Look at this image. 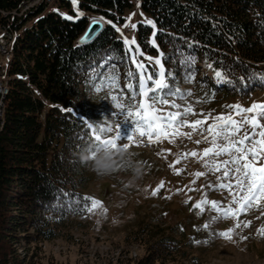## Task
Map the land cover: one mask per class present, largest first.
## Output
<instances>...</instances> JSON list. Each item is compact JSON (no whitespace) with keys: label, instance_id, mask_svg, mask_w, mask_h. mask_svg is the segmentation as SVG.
<instances>
[{"label":"trees","instance_id":"obj_1","mask_svg":"<svg viewBox=\"0 0 264 264\" xmlns=\"http://www.w3.org/2000/svg\"><path fill=\"white\" fill-rule=\"evenodd\" d=\"M24 1L0 0V26L18 29L0 130V264H40L39 244L69 236L70 220L85 218L84 198L91 196L81 189L88 179L81 156L90 154L91 131L84 118L92 123L113 119L105 114L114 107L113 95L132 103L127 74L135 65L116 38V28L106 23L91 42L75 44L91 18L117 27L124 24V11L138 4L154 21L155 44L150 41L152 26L139 21L137 46L160 54L165 71L172 74L168 82L185 93L177 104L264 94V0H78L87 13L79 19H66L40 5L10 22ZM56 2L72 12L69 0ZM148 67L155 71L152 64ZM113 68L118 86L105 82L101 88ZM90 90L92 100L86 97ZM180 228L166 232L146 223L131 229L125 239L144 241L148 249L134 264L198 263L187 252L192 239Z\"/></svg>","mask_w":264,"mask_h":264},{"label":"rangeland","instance_id":"obj_2","mask_svg":"<svg viewBox=\"0 0 264 264\" xmlns=\"http://www.w3.org/2000/svg\"><path fill=\"white\" fill-rule=\"evenodd\" d=\"M69 2L72 12L58 7L56 1L53 4L50 3L46 11H57L64 17L71 16L73 19H76L77 9L83 15L87 14L79 9L78 4L74 6L72 0ZM123 15L124 25L126 23L136 25L139 21L144 23L147 20L153 21L135 3L132 8L126 9ZM152 28L151 43H153L155 31V27L152 26ZM136 46L137 42L133 47ZM141 52L143 55L137 57L138 61L147 67L148 64H152L155 71H158L160 66L154 61L157 58L161 60L160 54L151 55ZM146 57L153 59L150 62ZM205 67L206 65L202 66V68ZM148 70L150 71L149 67ZM167 99L172 100V98ZM120 100L124 102L122 98ZM139 100L138 96V102ZM253 102L264 103V94L256 92L248 98L226 97L218 103L210 104L190 100L187 105H191L196 114L189 115L186 119L194 121L203 119V116L209 114L211 116L227 115L232 112L228 105L239 104L247 108ZM182 104L183 102H180V105ZM158 107L165 111L169 110L167 105H158ZM114 110L113 107L112 111ZM106 119L110 118L106 117ZM100 121L90 123L100 125L102 124ZM109 121L112 123L113 133L107 134L108 136L114 135L117 123L114 118ZM208 123H211V120ZM261 123L264 124V119ZM121 130L126 134L127 130L123 125ZM182 131L191 132L192 130L185 127ZM197 139H200L197 134H193L192 139L177 137L174 143L163 139L152 143L130 144L127 139H121L117 147H123L125 144H129V147L127 149L123 147L124 153L112 154V167L106 170L107 175H97L92 170L94 160L91 153L88 154L84 170V175L88 179L81 189L100 204L94 210L87 211L85 218L70 220L69 236L41 242L39 244L40 264H134L147 253L148 249L144 241L129 242L125 239V235L131 229L146 223L160 225L166 232H170L171 227H175L174 230L179 232L182 227L185 229V234L192 239L191 244L187 245L189 250L187 252L189 257L197 256L198 263L174 260L166 264H264V235L258 231L264 228V202H261L260 209L252 207L239 217L216 220L212 219L217 215L216 212L212 211L208 205H205L202 214H199V209H193V205L203 198L208 201H219L225 206L231 200L228 190H214L208 187L210 184L227 182L217 180V176H222V171L195 177L196 172L205 171L201 160L186 156L179 163H174L181 154L192 151L199 153L209 147L207 142L196 144ZM218 159L225 160L228 156H221ZM255 163L257 167L264 165V158ZM177 169L182 171L177 174ZM137 172L140 173L139 176ZM161 181H163V187L156 195H153V190ZM185 201L188 202L185 203ZM248 222H250L249 226L244 227V223ZM78 223L82 226H78ZM206 223L209 225L208 228L203 227ZM237 223L240 224L239 227H235ZM230 228L234 229L231 239L218 235L219 232ZM18 252L22 256L25 255L23 249H18Z\"/></svg>","mask_w":264,"mask_h":264},{"label":"snow or ice","instance_id":"obj_3","mask_svg":"<svg viewBox=\"0 0 264 264\" xmlns=\"http://www.w3.org/2000/svg\"><path fill=\"white\" fill-rule=\"evenodd\" d=\"M72 3L75 6L78 4V0H72ZM81 16H83V13H80L77 9L76 19ZM65 18L73 19L71 16H65ZM128 19L130 20V17ZM105 22L115 27L117 32H122L121 28L112 24V21ZM145 23L155 27L151 20H147ZM128 26L127 23L124 25V27ZM97 27L95 24L90 26L85 38H90ZM131 27L135 29L136 25L132 24ZM154 36L155 33H153ZM123 42L126 46V53L129 54V62L135 65V69L129 70L127 74L132 81L127 85V91L131 93L132 103L126 105L120 102V95L111 97L115 110L110 111V115L117 121L114 135H107L113 133L112 123L108 119H105L100 125H93L84 118V122L91 131V136L88 138L90 143L89 153L94 157L95 151L101 148L115 150L118 141L121 139H127L130 144L152 143L163 139H168L170 143H174L177 137L192 139L193 134H197L200 139H197L195 143L207 142L209 147L204 148L199 153L192 151L181 154L174 163H179L186 156L201 160L205 171L196 172L195 177L222 171V176H217V180L227 182L210 184L208 187L214 190H228L231 200L225 206L219 201H208L203 198L193 205V209H199V214H202L205 205H208L212 211L216 212L217 215L212 218L216 220L239 217L248 209L259 207L261 202H264V165L257 167L255 162L264 158V124L261 123V120L264 119V103L253 102L247 108L239 104L228 105L227 107L231 108L232 112L227 115L211 116L209 114L203 116V119L189 121L186 117L196 113L191 105L182 106L175 102L176 98L184 99L185 93L179 88L172 87L168 82L172 78V74L165 71L161 60L157 58L154 61L156 65L160 66L159 70L150 72L147 65L137 59L143 53L138 46L133 47L136 45L135 39L128 40L124 38ZM146 59L151 62L153 58L146 57ZM105 66L106 62L100 67L103 69ZM216 76L220 78L221 73L217 72ZM117 77L118 74L113 68L112 74L101 81V88L105 82L118 86ZM188 78L191 79V77ZM260 80L264 83V77H260ZM123 91L121 90V94ZM186 94L191 95L190 92ZM138 96L140 100L137 103L136 98ZM169 96L173 97L171 101L167 99ZM158 105H167L169 110L165 111ZM68 111H71V109ZM121 117L123 119H120ZM209 120H211V123H208ZM121 125L127 130L126 134L122 132ZM185 127L191 128L192 131H182ZM123 147L127 149L129 144H125ZM225 155L228 156V159H218ZM176 171L179 174L182 170L177 169ZM193 183H195V180H193ZM162 187L163 181L153 190L152 194L156 195ZM84 200L88 211L94 210L100 204L99 201L92 198L85 197ZM89 200H91V207L88 206ZM187 202L185 201V203ZM233 205H236V207H233ZM249 223H244V227H248ZM239 226V223L235 225V227ZM203 227L208 228L209 225L206 223ZM233 230L230 228L219 232L218 235L231 239ZM258 231L261 235H264V228Z\"/></svg>","mask_w":264,"mask_h":264},{"label":"bare ground","instance_id":"obj_4","mask_svg":"<svg viewBox=\"0 0 264 264\" xmlns=\"http://www.w3.org/2000/svg\"><path fill=\"white\" fill-rule=\"evenodd\" d=\"M32 7L33 6L29 7V9H31ZM29 9H26L24 12H26ZM103 23L105 24L104 21ZM127 28H130L131 30L135 31V29H133L131 26H128ZM15 37H16V34L14 33V36H12V40H10V34L7 31V28L0 26V43H3V41H8L7 49H5L4 47H0V61H2V58H3V66L5 67V68H0V87L3 88V94H1V98H0V130L3 124L5 98H6V95L8 94V85H7V80H6L7 66H8V62L11 57V54H12V46H13V41ZM132 39H135V33L133 34V38H128V40H132ZM93 96L94 94L92 93L91 90L86 94V97L89 98L90 100L93 99ZM81 157H84V155H82Z\"/></svg>","mask_w":264,"mask_h":264},{"label":"built area","instance_id":"obj_5","mask_svg":"<svg viewBox=\"0 0 264 264\" xmlns=\"http://www.w3.org/2000/svg\"><path fill=\"white\" fill-rule=\"evenodd\" d=\"M48 1L49 0H25L24 2H22L19 5V12L17 13H13V15L10 18V22L12 21L13 17H23V12L26 9H29V7L31 6H40V5H44L45 7L48 6ZM15 14V15H14ZM5 16V14H3ZM5 26L7 27V31L10 34V40H12V36H14V31L18 30L16 27L14 26H10V24H5ZM117 27L122 29V32H117L116 34V38L123 41L124 38H133V34L135 33V31L129 30L124 28L122 25H118ZM0 47H4L5 49L8 48V41H3V43H0ZM0 68H5L3 66V58L2 61H0ZM1 94H3V88L0 87V98H1Z\"/></svg>","mask_w":264,"mask_h":264},{"label":"clouds","instance_id":"obj_6","mask_svg":"<svg viewBox=\"0 0 264 264\" xmlns=\"http://www.w3.org/2000/svg\"><path fill=\"white\" fill-rule=\"evenodd\" d=\"M124 153L125 149L123 147H117V149H104L101 148L98 151H95V155L93 157L94 163L92 170L96 172L97 175L105 174L107 175V169L112 167L113 162V153ZM83 161H87V157L82 158ZM139 172L137 175L139 176Z\"/></svg>","mask_w":264,"mask_h":264},{"label":"water","instance_id":"obj_7","mask_svg":"<svg viewBox=\"0 0 264 264\" xmlns=\"http://www.w3.org/2000/svg\"><path fill=\"white\" fill-rule=\"evenodd\" d=\"M93 24L98 26L97 30L91 35L90 38L86 39L85 34L88 32L90 26H92ZM104 27H105L104 23L100 18L95 17V18L90 19L88 21L85 29L82 31V33L75 40V44L76 45H84V44L91 42Z\"/></svg>","mask_w":264,"mask_h":264}]
</instances>
